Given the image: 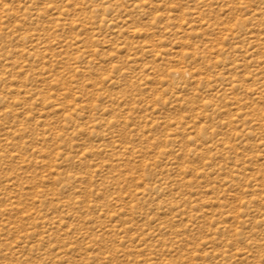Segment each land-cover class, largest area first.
<instances>
[{"label": "rangeland", "instance_id": "374dc122", "mask_svg": "<svg viewBox=\"0 0 264 264\" xmlns=\"http://www.w3.org/2000/svg\"><path fill=\"white\" fill-rule=\"evenodd\" d=\"M0 264H264V0H0Z\"/></svg>", "mask_w": 264, "mask_h": 264}]
</instances>
